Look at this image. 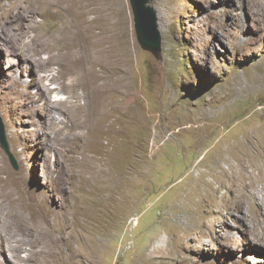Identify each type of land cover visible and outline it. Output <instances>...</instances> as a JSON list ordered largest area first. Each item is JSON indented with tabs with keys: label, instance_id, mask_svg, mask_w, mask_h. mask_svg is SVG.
Segmentation results:
<instances>
[{
	"label": "rangeland",
	"instance_id": "1",
	"mask_svg": "<svg viewBox=\"0 0 264 264\" xmlns=\"http://www.w3.org/2000/svg\"><path fill=\"white\" fill-rule=\"evenodd\" d=\"M31 1L0 0V264H264V184L233 197L264 176V0H153L160 58L130 0H73L104 9L90 63Z\"/></svg>",
	"mask_w": 264,
	"mask_h": 264
},
{
	"label": "bare ground",
	"instance_id": "2",
	"mask_svg": "<svg viewBox=\"0 0 264 264\" xmlns=\"http://www.w3.org/2000/svg\"><path fill=\"white\" fill-rule=\"evenodd\" d=\"M31 5L35 6L36 8L42 7L43 6V0H35L34 3L33 1H31ZM58 7L62 9L59 10L60 14H62L69 23H72V27L69 31H68V52L70 53V58L71 61L73 62H78V61H83V57L79 56V57H75L74 54L75 52H77L78 54H81L80 51H78L77 48H75L72 44L76 45V40H79L81 42H83V52L85 54V62L86 63H90L91 61V56L93 55V59L94 57H96L93 53H95V50H91L90 46H92V44L98 45L102 42H98L99 40H108V37L110 36L109 33L107 32L106 29H104L103 27H101L98 31L92 32L91 27L89 26V28L85 27L84 23L89 22V21H93L96 17H90V19L85 20L84 16L86 14L89 13H96V12H101L104 11V9L101 8H95V9H84V10H80L79 7H75L73 0H59L58 2ZM83 17V18H81ZM71 27V26H70ZM108 29V28H107ZM1 48V47H0ZM116 49V48H115ZM110 51V49H109ZM66 54V52H65ZM63 54V57H66V55ZM98 57V56H97ZM88 73V72H86ZM84 74V72L82 73ZM236 149V148H235ZM230 153L232 152V155L240 157L238 154H236V152L234 151V149H230L229 150ZM244 155V154H243ZM228 174H229V179L230 180H237L240 176H241V172H239V170L236 169V165L232 164L229 165L228 164ZM264 171V170H263ZM264 180V176L263 175H257L254 176L253 178H251L249 180V183H244L242 185V187L240 189H242V191L239 190H235L234 192V202L235 204L239 205L241 204V197L244 193V191H246L247 193H245V195H251L252 194V189L253 186L256 184H264L263 183ZM244 195V196H245ZM257 216L261 219L260 220V230L258 232L259 235L264 236V205L261 207H259V210L257 212Z\"/></svg>",
	"mask_w": 264,
	"mask_h": 264
},
{
	"label": "water",
	"instance_id": "3",
	"mask_svg": "<svg viewBox=\"0 0 264 264\" xmlns=\"http://www.w3.org/2000/svg\"><path fill=\"white\" fill-rule=\"evenodd\" d=\"M153 0H130L133 14V28L140 47L150 51L156 58L161 54V34L158 29L157 11L152 4ZM0 147L15 165V157L11 151L4 125L0 117Z\"/></svg>",
	"mask_w": 264,
	"mask_h": 264
}]
</instances>
